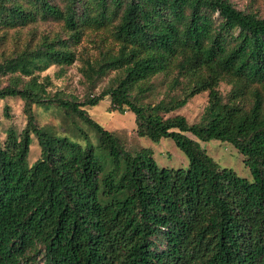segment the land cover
<instances>
[{
  "label": "trees",
  "instance_id": "trees-1",
  "mask_svg": "<svg viewBox=\"0 0 264 264\" xmlns=\"http://www.w3.org/2000/svg\"><path fill=\"white\" fill-rule=\"evenodd\" d=\"M92 1L0 0L2 25L50 17L68 31L0 61V99L20 97L26 114L0 137V264L39 254L43 264H264V16L231 0ZM83 23L111 24L116 46L87 59L82 76L114 75L77 100L51 93L40 72L76 60ZM171 68L167 91L147 100L151 78ZM201 91L198 121L174 113ZM106 95L111 110L134 113L139 136L172 137L188 164L161 167L149 147L128 150L85 108ZM53 102L96 141L80 127L84 142L38 125L32 104ZM33 135L40 152L29 163ZM210 139L234 145L252 179L220 165L199 142Z\"/></svg>",
  "mask_w": 264,
  "mask_h": 264
},
{
  "label": "rangeland",
  "instance_id": "rangeland-1",
  "mask_svg": "<svg viewBox=\"0 0 264 264\" xmlns=\"http://www.w3.org/2000/svg\"><path fill=\"white\" fill-rule=\"evenodd\" d=\"M62 5V0H53ZM233 4L248 11H253L264 16V0H231ZM93 4L92 0H89ZM80 9V7H78ZM83 34L73 47L76 51V60L60 67L52 64L40 72L43 76L47 74L51 80L48 89L51 93L58 92L63 96L83 100L88 94L98 93L114 75V70L95 79V82L87 81L82 76V67L87 59L100 55V49L107 47L115 48L116 42L112 36L111 24L97 25L95 23H83ZM61 35L66 37L68 31L62 19L50 17H38L36 21L21 26H7L0 24V61L20 51L25 43H34L41 35ZM176 69L171 68L166 73H158L151 78L155 84L152 94L147 100L159 99L167 91V81L174 75ZM6 82V76L2 78ZM219 90L225 95L230 89V83L220 81ZM179 88L175 89L178 92ZM207 103V91H201L188 99V101L174 111L183 114L189 122L198 121L205 104ZM7 107L8 115L4 114ZM89 114L105 128L115 132L125 143L128 150H136L142 146L149 147L155 162L161 167H179L188 164V158L184 151L175 143L172 137H162L154 141L146 136H139L136 133L134 113L130 110L118 112L110 109L109 96H104L96 105L85 106ZM32 110L35 121L38 125H48L55 132L60 134L74 135V138L84 142L79 135L78 128H82L96 141V133L81 122L76 116L67 113L58 107L54 102L48 106L33 103ZM26 124V114L23 109V100L18 96H6L0 99V137L4 139L6 129L13 127L20 131ZM206 151L220 164L232 168L237 174L252 179V173L243 160L242 154L229 142L219 139L199 141ZM40 147L36 137L32 136L28 161L31 163L39 156ZM31 264H43L41 254L37 255Z\"/></svg>",
  "mask_w": 264,
  "mask_h": 264
}]
</instances>
